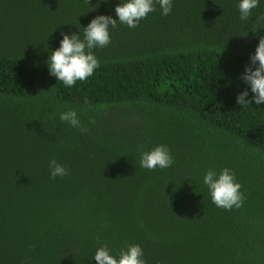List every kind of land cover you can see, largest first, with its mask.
<instances>
[{"label": "trees", "instance_id": "1", "mask_svg": "<svg viewBox=\"0 0 264 264\" xmlns=\"http://www.w3.org/2000/svg\"><path fill=\"white\" fill-rule=\"evenodd\" d=\"M123 2V0H121ZM120 0H0V264H96L139 245L146 264H264V103L241 107L259 37L239 0H172L117 23L99 67L66 87L49 74L61 33ZM75 111L81 128L61 121ZM82 129H87L83 131ZM165 145L174 163L140 166ZM68 169L50 178L49 162ZM235 174L241 207L215 206L203 177Z\"/></svg>", "mask_w": 264, "mask_h": 264}, {"label": "clouds", "instance_id": "2", "mask_svg": "<svg viewBox=\"0 0 264 264\" xmlns=\"http://www.w3.org/2000/svg\"><path fill=\"white\" fill-rule=\"evenodd\" d=\"M90 0H88V3ZM155 4L159 5L162 15H169L172 11V0H123L115 7V16L100 15L91 20L83 28V39L79 34L61 33L60 46L49 54L47 66L49 74L56 77L66 87H72L77 81H85L93 75L100 66L92 50L96 47L104 48L110 41L109 28H115L117 23L129 28H136L142 19L149 13L156 11ZM259 6V0H239L237 5L240 19L248 20L252 10ZM240 79L253 93L252 99H247L249 92L244 90L236 97V103L241 107H250L251 104L264 103V36L259 37L254 55L250 56V64L245 67ZM61 121L69 123L74 128H81L75 111L69 110L60 114ZM87 131V129H82ZM174 163L170 150L165 145H159L152 150L141 153L140 166L147 170L165 169ZM50 178L68 175V169L57 163L55 159L49 162ZM207 186L211 202L225 210L242 206L245 199L240 191L241 185L236 182L235 174L224 168L219 174L208 170L203 177ZM143 250L139 245H128L126 250L121 249L118 258L110 254L106 246L99 247L93 258L96 264H146L142 259Z\"/></svg>", "mask_w": 264, "mask_h": 264}]
</instances>
